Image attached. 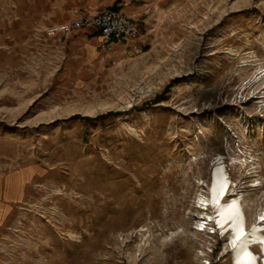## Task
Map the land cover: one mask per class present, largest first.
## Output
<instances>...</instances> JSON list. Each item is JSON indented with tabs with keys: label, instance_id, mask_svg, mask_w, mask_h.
Listing matches in <instances>:
<instances>
[{
	"label": "rangeland",
	"instance_id": "obj_1",
	"mask_svg": "<svg viewBox=\"0 0 264 264\" xmlns=\"http://www.w3.org/2000/svg\"><path fill=\"white\" fill-rule=\"evenodd\" d=\"M105 8L134 20L138 49L77 26ZM216 154L253 218L264 0H0V264H230L191 217Z\"/></svg>",
	"mask_w": 264,
	"mask_h": 264
},
{
	"label": "bare ground",
	"instance_id": "obj_2",
	"mask_svg": "<svg viewBox=\"0 0 264 264\" xmlns=\"http://www.w3.org/2000/svg\"><path fill=\"white\" fill-rule=\"evenodd\" d=\"M94 55V52L91 51ZM122 75V74H120ZM103 102L96 105L85 106L86 113L94 115L99 110H108L113 107H123L120 101ZM126 101V100H124ZM131 101H126L124 107L131 106ZM228 161H232L229 159ZM28 172L17 173L9 177L5 182L6 192L5 199H14L19 194L23 182L28 177ZM206 185V194H202V189L196 194L195 206L200 209H205V206H213L216 213L194 212L192 215H198L204 221H214L216 225L204 226L199 220L193 223V226L198 231L209 232V229L216 233L214 228L219 227L221 236L225 238V233L231 229L232 236L223 243V252L232 249L233 264H260V252L264 254V208H261L255 213L254 217H249L247 212L245 195L241 189L238 188L235 181L232 180L229 173V163L225 158L216 154L210 161L208 168V180L198 181V186ZM219 214L218 218L213 217ZM229 222L230 227H226ZM226 239V238H225ZM260 245V246H259ZM236 247V249H233ZM258 249V250H257ZM259 249L261 251H259ZM263 264H264V257ZM230 261V259H229ZM262 264V263H261Z\"/></svg>",
	"mask_w": 264,
	"mask_h": 264
},
{
	"label": "built area",
	"instance_id": "obj_3",
	"mask_svg": "<svg viewBox=\"0 0 264 264\" xmlns=\"http://www.w3.org/2000/svg\"><path fill=\"white\" fill-rule=\"evenodd\" d=\"M77 19L75 20L77 26L83 23L94 29L98 33L101 46L108 49L113 45L131 44L138 49V30L134 20L128 15H124L119 10L113 8H105L98 12L91 19L86 21H79L78 11H74ZM79 17V20H78ZM61 30L69 31L70 27H65Z\"/></svg>",
	"mask_w": 264,
	"mask_h": 264
},
{
	"label": "water",
	"instance_id": "obj_4",
	"mask_svg": "<svg viewBox=\"0 0 264 264\" xmlns=\"http://www.w3.org/2000/svg\"><path fill=\"white\" fill-rule=\"evenodd\" d=\"M202 191H206V185H203L202 187ZM203 193V192H202ZM196 197L197 196H195V198H194V202H193V206H194V210H195V212H197V213H200V212H205V213H209V214H211V213H216V209H214V207L213 206H205V207H207V209H208V211H206L205 209H200L199 207H196L195 206V199H196ZM218 216H219V214H216L214 217H213V219H216V218H218ZM192 217V224L193 223H195L196 221H200L201 223H203V225L204 226H209V225H212V227H214L215 225H216V223H214V221H204V219H202V218H199L198 217V215H192L191 216ZM226 227H230V224H229V222H227L226 223ZM214 230H215V232L217 233V235H218V237L219 238H223L222 236H221V233H219V231H220V228L219 227H215L214 228ZM207 234H209V235H213L214 234V232H212L210 229H209V232H207ZM233 234H232V232H231V229H228L227 230V232L225 233V240L227 241L228 240V238H229V236H232ZM260 246V245H259ZM233 249H236V247H234ZM258 250V249H257ZM259 251H261L260 249H259ZM234 253L232 252V249H230L229 251H227V255L229 256V259H230V264H233L232 263V255H233ZM264 257V254H262L261 252H260V264L262 263L263 264V258Z\"/></svg>",
	"mask_w": 264,
	"mask_h": 264
}]
</instances>
